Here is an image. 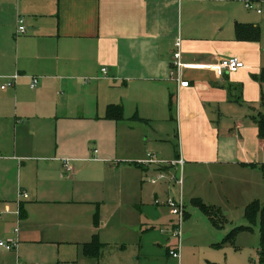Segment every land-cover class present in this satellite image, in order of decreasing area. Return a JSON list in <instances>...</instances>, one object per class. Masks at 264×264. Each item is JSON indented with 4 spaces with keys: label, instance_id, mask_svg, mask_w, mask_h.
I'll list each match as a JSON object with an SVG mask.
<instances>
[{
    "label": "crops",
    "instance_id": "crops-1",
    "mask_svg": "<svg viewBox=\"0 0 264 264\" xmlns=\"http://www.w3.org/2000/svg\"><path fill=\"white\" fill-rule=\"evenodd\" d=\"M224 10L223 0H0V156L16 165L19 176L12 197H0V241L16 243L7 251L21 256L28 243L85 244L96 237L92 226L62 208L79 213V203L99 201L104 190L79 164L121 171L122 207L139 205L149 224L168 209L150 198L168 197L170 186L178 188V198L186 192L190 202L199 198L224 212L233 210L223 204L241 185L252 187L240 202L243 213L260 198L264 142L254 117L264 111L253 106L260 84L250 77L258 71L252 62L257 46L236 40V24L248 22L230 12L224 16ZM20 19L24 33L16 32ZM177 50L182 66L174 65ZM227 57L244 66L235 72L192 66ZM14 74L15 85L1 89ZM108 105H120L122 118H107ZM159 140L173 145L170 160L182 158L192 178L186 188L185 177L182 187L170 180L167 187L154 186L147 180L158 167L135 164L151 148L161 152ZM62 158L70 159L69 171ZM138 181L139 193L131 188ZM20 189L26 198L18 199ZM98 225L101 230L106 223ZM150 227L139 249L149 240V246L163 242ZM121 253L115 264H131ZM48 260L54 262L51 252Z\"/></svg>",
    "mask_w": 264,
    "mask_h": 264
},
{
    "label": "rangeland",
    "instance_id": "rangeland-1",
    "mask_svg": "<svg viewBox=\"0 0 264 264\" xmlns=\"http://www.w3.org/2000/svg\"><path fill=\"white\" fill-rule=\"evenodd\" d=\"M223 1L228 2V10L223 11L224 16L228 15L230 12L246 19V21L242 22L259 24L260 39L258 42H254L257 46V53H255L254 50L252 51V62L258 66V71L250 74V77L252 80L256 77L260 84L257 89L259 97L258 100L254 101L256 105L253 104V106L260 111H264V0H252L253 7L255 9H260L261 13L259 14L256 13L254 9H247L243 0ZM235 21L237 20H234L233 24ZM87 124L89 126L94 125L93 123ZM160 137L164 138V133L161 134ZM156 144H158L156 146L157 149L162 148L160 150L161 152H155L152 148L148 151L155 153L159 159L161 158L169 161L170 157L174 156V147L171 143L159 140ZM3 155H6V153L4 152ZM62 159H67V162L70 160L68 158ZM4 160L5 158L0 156V162L3 164V167L0 166V197L11 198V186L16 187L19 176L17 175L16 165L10 164L8 161ZM134 160L136 161V159ZM108 162L113 163L110 161ZM79 168H81V172L85 174H87L88 170L92 171V179H100L104 183V190L98 192L100 200L91 203H79L81 209L79 213L75 212L74 209L72 210L73 206L62 208L63 211L66 209L65 211L70 212L71 215H76L77 218L80 217L79 219L82 224L85 223L87 226H92V228H94L96 239L103 243L98 256L85 254L83 251L84 242L81 240H65V242H62L60 245L43 244L37 246L36 244L28 243L25 244V251L21 256L18 250L17 253L12 254V252L10 253V251L0 247V264H115L117 259L116 252L119 251L122 252L121 254L124 256L125 260L131 264H260L258 257L260 247L258 220L251 225V232L243 231L238 233L233 244L224 243L218 245V243L222 241L220 233L227 231L232 226L248 225V222L243 216L244 213L242 212V206L244 204L240 202L243 201L247 193L252 191L251 186L241 185L234 190L233 193H229V196L226 197L229 203L227 204L224 201L223 206H231L233 208L231 212H224L220 207L216 206L224 217L222 226L219 228L214 227L207 219V216L191 204L190 198L187 196L186 192H183L182 199L185 211L190 214V216L186 217L185 215L183 219L180 258L174 259L167 255V249H172L175 245V239L171 236L169 229L171 221L175 219V216L170 214L168 209L163 208L158 220L151 223L153 226L152 228L157 231L158 235L161 234L163 242H152L149 246L148 244L151 241L149 240L143 245V250L139 249L144 242V234L148 232L143 231L146 228H151V224L145 221V215L139 205H126L127 208L122 207V203H124V194L120 192L119 189L120 187L122 188L126 176L119 170L107 171L103 164H79ZM132 173L133 175L137 174L135 170H132ZM156 173L157 171L152 175L155 176ZM130 177L132 178V175H129V178ZM183 177H185L186 188L192 181V178L187 176L186 170H183L182 178ZM135 180H139V175H137ZM131 183V188L135 190L137 186V191L139 193V181L138 183ZM155 184L154 186H158L159 188L160 186L164 187V185L167 187V180L159 181ZM176 188V186H170V188H168L170 197L178 198V188L177 190ZM163 191H165V188H162L159 194L163 193ZM132 196L133 195H130V197ZM166 197L167 195H165L164 198H150L149 201L151 204H156L157 201L156 205L162 208L161 204L165 202ZM258 199L260 204L264 205V179L262 183V192ZM16 202L18 203V200ZM147 204H149V202H147ZM101 221L106 223V226L98 230V224ZM140 241L141 245H139ZM157 244H159V246L156 249ZM122 245L124 249H121ZM146 246L153 249V254H148L146 252ZM16 248L19 249L18 240ZM49 252L54 255V262L48 260ZM156 252L157 255L155 254ZM19 260L20 263H18Z\"/></svg>",
    "mask_w": 264,
    "mask_h": 264
},
{
    "label": "built area",
    "instance_id": "built-area-1",
    "mask_svg": "<svg viewBox=\"0 0 264 264\" xmlns=\"http://www.w3.org/2000/svg\"><path fill=\"white\" fill-rule=\"evenodd\" d=\"M244 5L247 9H254L256 12H260V10L255 9L253 7V2L250 0H243ZM17 33H24V26L22 25V20H18V25H17ZM175 46H179V40L175 42ZM173 59H174V65L175 66H182V64L178 61L179 59V51L177 50L173 54ZM194 67H200V68H211L213 70H216L218 72L222 71H228V72H235L238 69L242 68L244 66V63L238 59L237 57H227V58H222L218 60L215 63L211 64H195L192 65ZM102 72L105 73V69L102 68ZM18 77V74H14L12 76H9L7 81L1 85V89H6L8 87H12L15 85V81ZM37 83V78L34 77L31 81L30 87L33 88L35 87ZM188 82L187 81H180V85L182 86H187ZM67 159L64 160L66 164H64V169L66 171L70 170L69 164H67ZM136 164L140 166H157L158 171L155 176H152L148 179V181L152 184H155L159 181L163 180H170L178 184L180 187H182L183 184V178H182V173H183V160L181 157H177L173 160L167 161V160H162L157 158L152 152H147L145 157L141 160H138ZM163 169H174L175 171H178V175L176 176L175 174H168L166 173ZM27 194L23 190L18 191V199L19 198H26ZM157 204V201H156ZM166 207L168 208L170 214L175 216V219L171 221L170 224V234L172 237L175 239V245L174 248L168 250V254L170 257L174 259H179L180 258V247H181V228H182V222L185 217L186 211H185V206L182 200V197L180 196L178 199L174 197H166V200L164 202ZM16 246V243L13 241H0V247L4 248L5 250H13L14 247Z\"/></svg>",
    "mask_w": 264,
    "mask_h": 264
},
{
    "label": "trees",
    "instance_id": "trees-1",
    "mask_svg": "<svg viewBox=\"0 0 264 264\" xmlns=\"http://www.w3.org/2000/svg\"><path fill=\"white\" fill-rule=\"evenodd\" d=\"M235 38L236 40L241 41L258 42L260 39V27L258 24L253 23H237L235 26ZM106 117L115 120L121 119V106L108 105L106 110ZM254 118L258 129V137L264 142V113H259ZM259 168L262 173V176L264 177V163H262ZM191 204L201 210L203 214L208 217L214 227L219 228L222 226L224 217L216 207L207 205L199 198L192 199ZM243 216L248 222V225L232 227L222 239L221 243H218V245L224 243L233 244L234 239L238 233L243 231L251 232V225L258 220L260 236V247L258 251V257L260 264H264V205H261L258 199L252 200L245 206ZM101 247L102 243L99 242L96 237H94L90 242L83 244V251L87 255L98 256Z\"/></svg>",
    "mask_w": 264,
    "mask_h": 264
}]
</instances>
